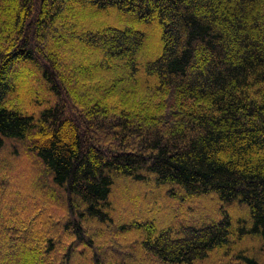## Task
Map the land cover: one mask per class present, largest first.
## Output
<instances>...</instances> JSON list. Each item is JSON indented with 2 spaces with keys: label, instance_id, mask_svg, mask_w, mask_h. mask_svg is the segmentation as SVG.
Returning <instances> with one entry per match:
<instances>
[{
  "label": "trees",
  "instance_id": "16d2710c",
  "mask_svg": "<svg viewBox=\"0 0 264 264\" xmlns=\"http://www.w3.org/2000/svg\"><path fill=\"white\" fill-rule=\"evenodd\" d=\"M0 264H264V0H0Z\"/></svg>",
  "mask_w": 264,
  "mask_h": 264
},
{
  "label": "rangeland",
  "instance_id": "374dc122",
  "mask_svg": "<svg viewBox=\"0 0 264 264\" xmlns=\"http://www.w3.org/2000/svg\"><path fill=\"white\" fill-rule=\"evenodd\" d=\"M77 9V8H76ZM125 190H127L126 192H131L133 193L134 195L132 196L133 198H135L136 196L138 197V194H140L142 191H140V189H137V188H133L131 187L130 185H125ZM129 194V193H128ZM178 227V225H177Z\"/></svg>",
  "mask_w": 264,
  "mask_h": 264
}]
</instances>
